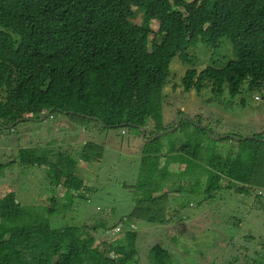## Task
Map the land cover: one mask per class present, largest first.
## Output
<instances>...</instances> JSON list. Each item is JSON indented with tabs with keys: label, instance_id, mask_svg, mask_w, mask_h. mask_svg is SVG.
I'll return each instance as SVG.
<instances>
[{
	"label": "trees",
	"instance_id": "trees-1",
	"mask_svg": "<svg viewBox=\"0 0 264 264\" xmlns=\"http://www.w3.org/2000/svg\"><path fill=\"white\" fill-rule=\"evenodd\" d=\"M223 42L231 45L233 57L219 69L186 70L185 92L194 87L199 93L208 86L220 94L225 87L232 95L242 83L249 91L264 86V0H0V126L39 121L50 112L78 123L92 121L103 130L140 134L144 128L145 139L174 125L163 126L161 115L162 89L172 60L180 57L189 62L187 48L200 43L217 50ZM147 120L155 123L150 130ZM193 121L182 118L178 128L185 122L192 126ZM197 129L208 135L209 154L216 140L234 141L215 139L218 135L207 127ZM188 135L175 156L164 160L159 146L152 145L157 137L143 145L146 151L136 181L121 182V192L131 196L134 208L117 222L107 215L114 209L90 210L91 204L80 224L70 223L73 217L65 216L69 211L77 214L79 203H89L95 192L82 179L85 165L94 158L90 143L81 151L82 161L64 152L58 163L64 171L57 169L53 159L55 170L44 164L46 156L21 150L22 161L45 170V189L33 206H23L11 193L0 199V264H141L138 230L150 223L166 224L169 177L184 176L178 181L182 191L188 172L198 171L196 176L202 179L190 180L196 188L203 182L206 195L222 189L250 195L264 189V136L237 140L242 150L230 152L220 164L212 154L210 162L220 166L217 171L201 163V140ZM172 161L179 164L177 173L167 170ZM120 221L126 242L120 232L112 233ZM57 222L59 226L52 227ZM129 222L137 226L131 229ZM99 227L111 230L108 236L114 239L99 244L103 242L95 237ZM247 234L246 239H255L253 232ZM171 243L175 261L167 248L156 244L146 264H184L185 248L180 253V243ZM261 247L245 264H264V244Z\"/></svg>",
	"mask_w": 264,
	"mask_h": 264
},
{
	"label": "rangeland",
	"instance_id": "rangeland-1",
	"mask_svg": "<svg viewBox=\"0 0 264 264\" xmlns=\"http://www.w3.org/2000/svg\"><path fill=\"white\" fill-rule=\"evenodd\" d=\"M183 1L191 2L192 0ZM231 49L228 42H223L217 50L206 48L198 43L195 47L187 48L189 62L183 61L180 57L172 60L169 77L162 89L163 126L177 125L178 120L183 118L180 116H187L190 120H194L192 126L185 122L181 124V128L177 127L170 133L163 134V131L158 130L152 136L146 135L150 137L145 139L144 128L141 129L140 134L127 129L124 130L125 134H122L121 129L103 130L92 121L78 123L65 115L57 114H53L46 120L21 124L13 122L6 127H0V165L6 166L0 170V199L11 193L23 206H33L37 203L36 197L41 189H45V170L36 168V164L31 168L26 161H22L20 151L23 149H32L36 155L46 156L44 164L51 167L53 164L51 159H53L57 169L64 171L63 165L58 163L64 159L65 151H67L66 154H70V158L79 162L82 161L80 160L82 159L81 151L86 143L92 145L91 151L94 158L85 165L86 172L82 179L83 184L93 188L95 192L91 194L92 199L89 203L83 201L79 203L77 214L69 211L65 215L67 218L73 217L71 220L68 218V221L74 225L81 223V215L87 212L88 204H91L90 210L97 206L107 210L114 209L107 215L115 222L130 213L134 203L129 200L131 196L121 192V182L134 184L139 161L146 151L143 145L156 137L158 142L152 145L159 146L162 160L168 157L167 155H174L178 148L183 147L188 134L194 140L200 139L203 147L201 163L220 171V166L213 164L214 160L210 162L212 154H216L220 164L231 154L230 152L242 150L237 148V139H251V136H260V134L264 136V86L249 91L246 83H242L240 91L232 95L225 87L220 94L212 93L208 86H204L199 93L194 87L185 92L183 79L188 69L199 72L208 67L221 68L233 57ZM225 53L229 56H224ZM154 125V121L147 120L148 130ZM204 127L219 138L229 137L234 141L216 140L213 151L209 154L205 150L208 135L197 129ZM171 133H173L172 137ZM168 145H171V151L168 150ZM235 146L236 149H233ZM178 169L179 164L176 161L167 165L168 172L177 173ZM188 173L190 174L186 173L188 177L182 182V191H179L180 182L178 181L184 177L183 175L168 178L170 184L166 186L168 192L165 208L166 224L150 223L144 229L138 230V260L141 264H146L150 248L158 244L167 248L171 259L175 261L173 253H176L172 249L171 242L178 241L180 253L183 252V248L188 253L184 264H207V262L245 264L246 260L253 258L257 250L262 249L261 244H264V235L260 234L264 231V213L262 212L264 189L254 190L250 195L237 194L233 190L225 189L206 195L202 188L203 182L197 188L196 185L194 186V181L202 179L196 176L198 171L193 170ZM224 180H221V186L224 185ZM160 194L161 191L153 196ZM65 201L67 202L66 199ZM243 204L247 205L242 207ZM160 213L164 220L161 210ZM132 220L129 218V221ZM59 223H54L52 227L59 226ZM260 223L263 228L259 226ZM133 225L136 227V222ZM113 228L114 231L120 232L122 241L124 239L126 242L121 221ZM176 230H183V233L175 235ZM106 231H102L100 227L97 230L95 237L103 241L99 244H105L114 239L115 236L109 239L108 235L111 233ZM251 232L255 239H246L247 233ZM261 235L263 239L258 238ZM175 237H177L176 241H174Z\"/></svg>",
	"mask_w": 264,
	"mask_h": 264
},
{
	"label": "clouds",
	"instance_id": "clouds-1",
	"mask_svg": "<svg viewBox=\"0 0 264 264\" xmlns=\"http://www.w3.org/2000/svg\"><path fill=\"white\" fill-rule=\"evenodd\" d=\"M48 113V115H45V117L44 118H42L41 120H46L48 117H52V115H50V112H47ZM46 113V114H47ZM180 117H183V118H187L188 120H189V122L191 121L190 120V118L189 117H185V116H180ZM179 117V118H180ZM182 119V118H181ZM181 119H179L178 120V123H177V125H174L172 128H170V129H168V130H166V131H163V134H166V133H170V132H172V131H174L177 127H179V123H180V120ZM41 120H39V121H41ZM37 120H32V121H30V120H20V122H17V123H22V122H36ZM193 123V122H192ZM190 125V124H189ZM191 126V125H190ZM0 127H6V126H0ZM142 129V128H141ZM121 133L122 134H125V132H124V130H122L121 131ZM256 136V135H255ZM255 136H251V138H253V137H255ZM219 137H217V138H215V139H218ZM247 138H249V137H247ZM233 139V138H232ZM241 139V138H240ZM240 139H237V140H240ZM243 140V139H242ZM171 148V145H168L167 146V148ZM168 157H172V156H175V154L174 155H167ZM22 157V156H21ZM1 167H0V170H3L6 166L4 165V164H2V165H0ZM129 224V228H131V229H134L135 228V226L132 224V223H128ZM110 233H111V230L109 231ZM112 233H113V235H116L118 232H116V231H112Z\"/></svg>",
	"mask_w": 264,
	"mask_h": 264
},
{
	"label": "water",
	"instance_id": "water-1",
	"mask_svg": "<svg viewBox=\"0 0 264 264\" xmlns=\"http://www.w3.org/2000/svg\"><path fill=\"white\" fill-rule=\"evenodd\" d=\"M46 115H48V113Z\"/></svg>",
	"mask_w": 264,
	"mask_h": 264
}]
</instances>
